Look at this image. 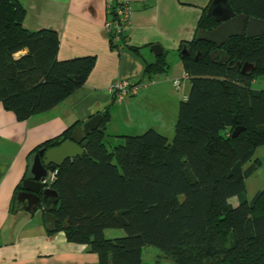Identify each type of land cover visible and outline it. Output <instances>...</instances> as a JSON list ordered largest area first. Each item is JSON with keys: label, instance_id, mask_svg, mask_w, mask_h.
I'll return each instance as SVG.
<instances>
[{"label": "trees", "instance_id": "1", "mask_svg": "<svg viewBox=\"0 0 264 264\" xmlns=\"http://www.w3.org/2000/svg\"><path fill=\"white\" fill-rule=\"evenodd\" d=\"M227 3L232 16L264 20V0ZM209 7L197 31L221 24ZM25 15L20 0H0V102L19 120L59 105L84 85L96 64L95 56L59 60L58 33L24 28ZM109 42L112 49L125 44ZM182 47L191 87L179 103L173 139L148 128L119 135L123 141L112 145L106 112L99 128L87 135L84 154L57 168L51 185L56 204L49 197L40 203L44 214L55 216L49 232L63 231L69 242L87 245L98 264H152L143 261L145 247L160 249L174 264H264V188L251 200L246 193L257 162L246 164L264 146V90L253 87L264 75V35L242 34L221 46L193 39ZM216 51H223L227 62L212 60ZM237 62L254 68L242 73ZM167 69L162 54L144 71ZM77 125L31 155L60 145ZM237 126L245 129L232 137ZM234 197L237 205L230 201ZM111 228L123 235L106 237Z\"/></svg>", "mask_w": 264, "mask_h": 264}, {"label": "crops", "instance_id": "2", "mask_svg": "<svg viewBox=\"0 0 264 264\" xmlns=\"http://www.w3.org/2000/svg\"><path fill=\"white\" fill-rule=\"evenodd\" d=\"M20 1L26 9L24 28H49L58 33L59 60L95 56L96 64L83 86L47 112L19 120L0 102V264H98L97 255L87 245L69 242L63 231L50 233L52 224L46 222L41 208L26 211L18 201L20 190L16 189L28 176L31 152L98 113L109 114L105 131L111 144L119 141V135L139 134L148 128L164 134L171 131L179 103L190 91L189 86L182 91L184 98L177 94L189 79L184 78L182 43L195 39L198 21L210 0H130L125 44L118 49L110 47L104 28L118 0ZM153 44L161 45L168 69L147 75L146 64L161 56L153 53ZM179 52L178 59L169 61L168 57ZM164 73L168 74L163 77ZM176 79H180L179 88L173 83ZM116 80L141 82L145 87L117 101L109 92Z\"/></svg>", "mask_w": 264, "mask_h": 264}, {"label": "water", "instance_id": "3", "mask_svg": "<svg viewBox=\"0 0 264 264\" xmlns=\"http://www.w3.org/2000/svg\"><path fill=\"white\" fill-rule=\"evenodd\" d=\"M230 6L227 0H213L209 7L208 13L214 17H218L219 13H229ZM222 21V20H220ZM246 34L247 38L260 37L264 35V20L256 17H247L246 15H236L223 21L214 30L197 31L195 41H208L218 46L224 44L229 38ZM151 50L155 55H162L163 50L160 44H153ZM185 48L182 54H186ZM212 60L219 63L227 62V56L223 51H216L210 54ZM233 64V62H230ZM241 66L240 62H237ZM254 68L253 63L245 62L241 66V72L246 73ZM103 115L98 113L92 116L74 128L71 137L58 146L40 149L34 154L31 167L27 178L22 181V189L17 194V199L22 202L26 211H36L40 207V203L50 198L52 206L57 202V192L52 188H44L43 180L48 173L55 168L60 167L66 160L73 159L84 154L85 146L88 143L87 135L99 128ZM244 126H237L232 131V137H236ZM45 220L49 224H53L55 216L51 212L45 213Z\"/></svg>", "mask_w": 264, "mask_h": 264}, {"label": "rangeland", "instance_id": "4", "mask_svg": "<svg viewBox=\"0 0 264 264\" xmlns=\"http://www.w3.org/2000/svg\"><path fill=\"white\" fill-rule=\"evenodd\" d=\"M229 13L226 12L224 15H222V14H217V15L219 17H222V19L221 18L220 19L223 20L227 16H229ZM179 57H180V52L176 53L175 57L170 56V57H168V59L170 61V59H172V60L176 59V58L178 59ZM171 70H172V67L169 69V73L171 72ZM166 74H168V73H166ZM166 74L164 73L162 76L165 77ZM183 86H185V87L182 88L180 86L181 88L179 89V92L177 93L178 95L181 94L182 98H184L186 96V94H183V92L185 91L186 87L187 88L191 87L190 80L189 79H185L184 82H183ZM253 87L256 88V89H259V90H261V89L264 90V75L263 76H259L256 79V81L253 83ZM129 96H134V95H129ZM129 96H126V97H129ZM143 132H141V133H143ZM167 133L166 134L163 133V134L165 136H167L170 140H172L173 137H174V134H175V127L173 126L172 130L168 131ZM128 135H136V134H128ZM112 140H113V138H112ZM121 141H123V140H121ZM121 141L120 142H116V144H112V145H117L118 143H121ZM253 162H257V164H256L257 165V169L246 179V190H247L246 193H247V198L249 200H251L258 191H260L261 189L264 188V146H259V147L256 148V151L254 153L253 158L250 160V162H248L246 164V167H249ZM230 201H231V203H233V205H237L238 204V200H237L236 197L231 198ZM122 232L123 231L121 229H113V228H111V229H107L106 230V234L105 235H106V237H119V236L123 235ZM142 258H143L144 262L152 263V264H174L171 259L168 260L167 258H165V254L160 249H158L156 247H145L143 249Z\"/></svg>", "mask_w": 264, "mask_h": 264}, {"label": "built area", "instance_id": "5", "mask_svg": "<svg viewBox=\"0 0 264 264\" xmlns=\"http://www.w3.org/2000/svg\"><path fill=\"white\" fill-rule=\"evenodd\" d=\"M111 16L104 24V28L115 43H121L126 38V31L130 22L132 14V5L130 0H118L116 7L110 10ZM184 78H189L188 72L184 74ZM174 85L178 88L181 84L180 79L173 81ZM145 87L141 82H133L129 80H116L109 88V92L114 96L117 101H122L126 96L136 95ZM58 169L50 171L46 178L43 180L45 187L50 188L55 179L57 178Z\"/></svg>", "mask_w": 264, "mask_h": 264}, {"label": "flooded vegetation", "instance_id": "6", "mask_svg": "<svg viewBox=\"0 0 264 264\" xmlns=\"http://www.w3.org/2000/svg\"><path fill=\"white\" fill-rule=\"evenodd\" d=\"M219 14L224 15L225 13H224V14H223V13H219ZM231 17H232V16H231L230 13H229V16H227L226 18L224 17L225 19H223V20L221 21V23H223V21H225V20H227V19H229V18H231ZM216 18H217L218 20H221V19H222V17H219V16L216 17ZM220 18H221V19H220ZM217 46H218V45H217Z\"/></svg>", "mask_w": 264, "mask_h": 264}, {"label": "bare ground", "instance_id": "7", "mask_svg": "<svg viewBox=\"0 0 264 264\" xmlns=\"http://www.w3.org/2000/svg\"><path fill=\"white\" fill-rule=\"evenodd\" d=\"M44 188H46L45 186H44ZM51 188V187H50Z\"/></svg>", "mask_w": 264, "mask_h": 264}]
</instances>
